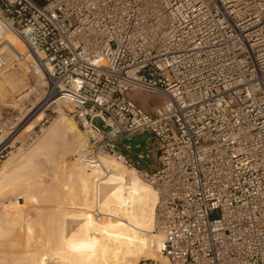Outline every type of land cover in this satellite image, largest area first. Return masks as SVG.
I'll list each match as a JSON object with an SVG mask.
<instances>
[{"label": "built area", "instance_id": "built-area-1", "mask_svg": "<svg viewBox=\"0 0 264 264\" xmlns=\"http://www.w3.org/2000/svg\"><path fill=\"white\" fill-rule=\"evenodd\" d=\"M0 26L87 157L156 190L167 264H264V0H0ZM146 130L151 171L116 149Z\"/></svg>", "mask_w": 264, "mask_h": 264}, {"label": "bare ground", "instance_id": "bare-ground-1", "mask_svg": "<svg viewBox=\"0 0 264 264\" xmlns=\"http://www.w3.org/2000/svg\"><path fill=\"white\" fill-rule=\"evenodd\" d=\"M7 50L20 63L35 58L20 40L0 26V54ZM39 75L45 86L43 74ZM15 81L20 84L23 77L0 69V88H14ZM44 100L39 109L66 103L64 98L45 97L41 102ZM66 115L59 112L29 154L20 155L13 164L6 162L8 165L0 171V234L9 235L2 231L1 221L13 214L15 218L10 217L9 225L16 226L18 242L16 245L13 240L10 245L12 250L19 248L9 252L0 245V264H135L141 258L157 260L155 253L160 255L163 238L155 234L156 190L140 180L135 169L127 170L116 159L88 158V141ZM35 119L34 122L43 120L42 114ZM66 155L74 159L70 168L61 162ZM42 164L49 171L44 175L54 183L50 182L46 195L40 194L46 191L42 180L40 183ZM71 185L77 192L75 199L74 194L69 198ZM14 197L17 199L12 200ZM32 199L35 201L31 206H26Z\"/></svg>", "mask_w": 264, "mask_h": 264}, {"label": "rangeland", "instance_id": "rangeland-1", "mask_svg": "<svg viewBox=\"0 0 264 264\" xmlns=\"http://www.w3.org/2000/svg\"><path fill=\"white\" fill-rule=\"evenodd\" d=\"M3 52H4L3 54L2 53L0 54V59H2L3 61L5 60L4 61L5 65H2L0 69H2V71L3 69L4 70L9 69L13 73V75H16L18 78H19V75L21 78L23 77V81H21L20 84L17 81L14 82L17 88L10 87L9 85H8V88L7 86H5L6 88L4 86L0 88V144L5 146L6 148L4 152L5 156L0 161V171H2L3 168H6V166L8 165L7 163L13 164L17 160V158L20 157V155H24V154L28 155L29 151L33 149L34 145L37 144L41 140V136L43 137V134L46 132V130H48L45 128H49L51 126L52 122L59 115V112H65L67 114V110H66L67 103H64L63 106L61 107H59L58 105V107L53 108L52 106L47 105L39 109V107L43 105V103L45 102V100L43 102H41V100L45 97L47 100V97H48L46 93L47 91L46 80L42 79L43 82L45 83V86L43 85V83H40L38 76L34 73V70L32 69V66L30 64L32 63V61H27L26 63L25 62L20 63V61H18L17 58L14 57L11 51L7 50ZM2 88H4V90ZM39 102L41 103L37 105ZM35 106L36 108H34ZM57 109H59L60 111L57 112ZM40 113L43 116V120H40V121L37 120L34 122V120H36L35 118ZM67 118L73 121V119L69 115L67 116ZM30 120H32L33 122ZM77 127H78L80 135L83 138H86L84 133L81 131L78 125ZM153 139L154 138H153L152 133L146 130V131H143V132H140L134 135L133 137H129V138L122 140L116 145V149L122 155L126 156L132 162L135 168L146 170V171H151L157 167V157H158V147L156 146V141H154ZM7 146L9 148H7ZM101 158L107 161L114 160L112 158H105V157H101ZM61 160H64L61 162H63L65 166L69 168L73 166V163H74L73 157L66 155V157H64ZM42 167L41 169L42 170L44 169V170L40 174V176H42V178H40V183L43 181L41 185H44V189L46 191L42 193L43 192L42 190L40 194L46 195L45 193H48V191L51 189V185L49 186L50 182L51 184L53 182L52 181L49 182L48 181L49 178L44 175L45 174L44 172L46 173L49 172L47 171L48 167L46 166L44 167L43 164H42ZM125 168L127 170L128 169L132 170V168H129V167H125ZM49 170L52 171L51 169ZM140 180H142L143 182L149 185V183L141 179V177H140ZM73 186L71 185V188H69L70 192L72 191L71 195H69V198H71L72 194H74L72 198L75 199V197L77 196V192H76L75 187ZM37 192H39V190ZM37 194L38 193H36L35 197L37 196ZM16 199L17 198L15 197L12 198V200H16ZM31 201L34 202L35 199L27 201L26 203L28 204H26V206H28L29 204L31 206ZM9 205H12V203H9ZM12 215L13 214H10L6 220L1 221V223L2 222L4 223V224L2 223V231H6V232L8 231L7 234L9 235L6 236L3 233L5 235L3 236V234H0V236L3 237V238L1 237L3 240L0 238L1 239L0 245H2L3 248L5 247L6 250L8 251L11 250L9 252H13L14 250L19 249L17 247V249L12 250L13 246L10 245L11 242L13 244V240L18 239L16 237L17 235L16 232L18 233V231H16L17 230L16 226H14L13 224L9 225L10 222H12V219L15 218V217L12 218L11 217ZM5 227H7V229ZM11 228H14V229L12 230ZM8 229L9 230L11 229L10 232ZM155 234H158L160 236V234L157 233L156 229H155ZM16 240L14 241V243L16 242ZM6 241H8L9 243ZM17 242H16V245H17ZM21 242H25V241L21 240ZM155 254L157 255L156 257L157 260H147V259L141 258V259H138V261H136L135 264H163V261L165 259L160 257L161 255H158L159 253L158 254L155 253ZM47 262L48 264H53V261H47Z\"/></svg>", "mask_w": 264, "mask_h": 264}, {"label": "crops", "instance_id": "crops-1", "mask_svg": "<svg viewBox=\"0 0 264 264\" xmlns=\"http://www.w3.org/2000/svg\"><path fill=\"white\" fill-rule=\"evenodd\" d=\"M121 142V141H120ZM119 143V142H118Z\"/></svg>", "mask_w": 264, "mask_h": 264}]
</instances>
